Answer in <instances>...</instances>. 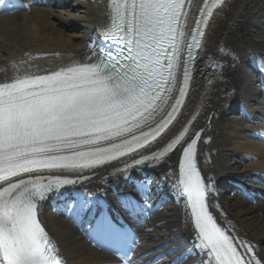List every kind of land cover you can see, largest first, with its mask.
<instances>
[{"label":"snow or ice","instance_id":"snow-or-ice-1","mask_svg":"<svg viewBox=\"0 0 264 264\" xmlns=\"http://www.w3.org/2000/svg\"><path fill=\"white\" fill-rule=\"evenodd\" d=\"M222 4L205 3L186 43V0H108L101 42L85 61L46 74L5 72L0 78V264H65L42 224L40 206L80 181L45 174L83 172L129 157L131 163L116 173L133 181L135 195L117 198L130 215L139 216L151 208L158 182L147 175L136 180L131 170L167 166L177 150L178 174L169 170L162 178L176 175L171 187L184 201L191 236L170 239L171 264H185L193 255L197 264H264V250L258 255L251 241L231 235L210 210L214 178H205L197 166L200 133L189 135L185 128L176 135L169 128L204 50L213 9ZM0 7L14 5L0 0ZM91 195L67 202L76 218L91 210ZM96 231L111 238L115 251L123 250L124 264H136L131 257L141 242L135 235L107 217Z\"/></svg>","mask_w":264,"mask_h":264},{"label":"bare ground","instance_id":"bare-ground-1","mask_svg":"<svg viewBox=\"0 0 264 264\" xmlns=\"http://www.w3.org/2000/svg\"><path fill=\"white\" fill-rule=\"evenodd\" d=\"M19 1L20 10L0 7V69L3 70L0 78L5 72L16 69L46 74L73 62L85 61L92 49L91 42L109 20L108 0H53L54 6L38 4V0L34 3ZM202 2L191 0V12ZM191 12L187 15L191 16ZM185 30L189 36L191 27L185 26ZM202 43L204 50L198 53L199 67L205 70L196 67L192 73L193 80L182 107L169 128H174L176 135L185 128L189 129V135L202 132L201 169L205 178H214L215 194L210 198L213 205L210 210L222 227L231 230V235L251 241L259 255L264 250V203L235 198L226 192V185L230 181L253 184L255 177H264V105L260 104L264 103V95L247 64L254 59L264 62L261 55L264 52V0H225L213 12ZM217 64L220 66L216 67ZM159 147L162 145L154 146L152 151ZM178 155V150L171 153L167 166L144 167L143 171L171 187L176 175L164 180L162 173L169 170L177 173ZM125 163L131 160L83 172H67L65 176L83 181L81 191L96 197L109 191L106 188L123 176H119L116 169L123 168ZM132 171L137 172L136 175L130 173L133 178L141 179L142 171ZM80 185L74 188L79 189ZM251 188L259 187L252 185ZM176 194L170 193L172 198L178 199ZM58 200L60 197L55 196L40 208L41 220L57 243L65 264H116V260L92 248L80 232L77 233L66 215L59 212ZM174 202L170 209L150 219V230L142 235L136 264H149L161 255V250L169 251L172 244L168 242L172 237L180 236L185 241L190 238L191 229L185 227V205L180 199Z\"/></svg>","mask_w":264,"mask_h":264}]
</instances>
